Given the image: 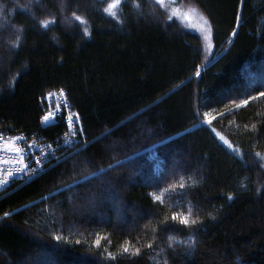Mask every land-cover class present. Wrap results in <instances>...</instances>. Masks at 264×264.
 <instances>
[{
  "label": "trees",
  "instance_id": "obj_1",
  "mask_svg": "<svg viewBox=\"0 0 264 264\" xmlns=\"http://www.w3.org/2000/svg\"><path fill=\"white\" fill-rule=\"evenodd\" d=\"M64 2L0 0V129L60 144L42 118L63 89L81 132L0 199V264H264V0H181L211 50L155 0Z\"/></svg>",
  "mask_w": 264,
  "mask_h": 264
},
{
  "label": "built area",
  "instance_id": "obj_2",
  "mask_svg": "<svg viewBox=\"0 0 264 264\" xmlns=\"http://www.w3.org/2000/svg\"><path fill=\"white\" fill-rule=\"evenodd\" d=\"M60 90L51 93V97L47 95L43 100L48 105L49 111L54 113V118L47 123L42 119L43 127H48L59 120H63L68 131L62 136L60 144H50L39 137H29L24 133L10 134L0 129V133L4 135L5 139L22 137V139L15 141V146L25 149L23 158L24 162L28 165V168L24 169V171H18L22 165L15 163V161L20 158V154L0 151V157L14 161L11 164H0V199L7 195L14 186L35 180L46 172L48 167L53 163H59L61 160L58 161V156L61 148L68 150L76 148L75 143L81 133L79 117L73 110L67 93L64 90L61 93ZM57 105H59V109ZM69 116L72 117L71 122L68 120ZM9 171L12 173L11 176L8 175Z\"/></svg>",
  "mask_w": 264,
  "mask_h": 264
},
{
  "label": "snow or ice",
  "instance_id": "obj_3",
  "mask_svg": "<svg viewBox=\"0 0 264 264\" xmlns=\"http://www.w3.org/2000/svg\"><path fill=\"white\" fill-rule=\"evenodd\" d=\"M37 2H38V0H37ZM155 2H156V4L159 7L164 8L165 11H167L168 5L165 3V0H155ZM120 4H121V0H113V2L109 3L108 6L103 9V11L106 12V13H109L113 17H116L117 13L114 10L117 9ZM20 7H24V6L21 5ZM69 7H71V5L67 2V0H65V2L61 4V10L62 11H66ZM65 20L67 22H69V23H71L73 20L79 21L83 25V33L85 35H88V36L91 35V33L89 32V28L87 26V21L84 20L82 16L77 15L76 11H72L71 12V16L70 17L66 16ZM39 23L44 29H48L49 26L52 25V24H55L56 21L54 19H52V20L45 19V20L39 21ZM205 23H207V21H205ZM209 31H210V25H209ZM233 35H235V33H233ZM196 75L199 76L200 73L197 72ZM60 91H61V93H63V89H61ZM48 95H49V97H51L52 94L49 93ZM259 96L260 97H264V91L260 92ZM251 99L255 100V99H257V97H252ZM248 103H249L248 99H245V100L242 101V105H247ZM242 105H237V107H241ZM57 108L59 109V105H57ZM229 111H231V110H229ZM205 115L206 116H210V114H208V113H205ZM53 118H54V113L52 111H48L47 114H45L42 119H43V121L45 123H47ZM212 119L213 118H209L207 120V123L209 125L212 124ZM68 120L71 122L72 121V117L69 116ZM19 139H22V137H15V138L5 139L4 135L2 133H0V151L19 153L20 154V158L18 160H16L15 163H17L19 165H22V167L18 169V171L22 172V171H24V169L28 168V165L24 162V158H23V153H24L25 149L15 146V141L19 140ZM220 139L224 140V137L221 136ZM225 143L228 144V147L234 153H236L239 156L243 155V153L239 152L230 142L225 141ZM257 155L259 156L260 154L257 153ZM262 159H264V157H262ZM13 162L14 161H12V160H7V159H4L3 157H0V164H11ZM37 162H39V161H37ZM88 163H90V161ZM120 163H123V162H120ZM110 167H112V166H110ZM104 172H105L104 169H100V173L101 174L104 173ZM8 175L11 176L12 173L9 171ZM95 175H97V173H93V176H95ZM77 183H81V182L78 181ZM194 183H195V181H194ZM178 186H179L180 189H184L185 188V185L183 183L179 184ZM68 187L71 188L72 185H69ZM228 198L231 199V197H228ZM154 200L163 203V198L160 195H154ZM7 215H9V214L5 213V216H7ZM213 218H215V217H213ZM171 220L175 221V222H178L179 224H182V225H184V226H186L188 228H191L193 225H195L198 222L197 219L191 218V209H189L188 215H184L183 213H174L171 216ZM168 227L171 228V230H175L171 225H169ZM55 240L56 241H60L61 237L59 235H57V236H55ZM77 243H79V241H77ZM190 243H194V242H190ZM95 244H96V247L99 248L100 247V240L97 239ZM148 247L151 248L152 245L149 244ZM123 252L124 253H130L129 247L124 246L123 247ZM139 253H140V249L139 248L135 249V254L138 255ZM108 259L109 260H115L116 257L113 256L111 253H109L108 254Z\"/></svg>",
  "mask_w": 264,
  "mask_h": 264
},
{
  "label": "rangeland",
  "instance_id": "obj_4",
  "mask_svg": "<svg viewBox=\"0 0 264 264\" xmlns=\"http://www.w3.org/2000/svg\"><path fill=\"white\" fill-rule=\"evenodd\" d=\"M165 3L168 5L167 12L171 17L177 19L184 28L187 26L191 30L198 32L203 39L206 49L211 50L209 26L205 23L198 10L191 8L183 9L181 7V0H165ZM262 157L264 156L260 157V161L264 167V159Z\"/></svg>",
  "mask_w": 264,
  "mask_h": 264
},
{
  "label": "water",
  "instance_id": "obj_5",
  "mask_svg": "<svg viewBox=\"0 0 264 264\" xmlns=\"http://www.w3.org/2000/svg\"><path fill=\"white\" fill-rule=\"evenodd\" d=\"M234 38H235V35H234ZM215 61V60H214Z\"/></svg>",
  "mask_w": 264,
  "mask_h": 264
}]
</instances>
